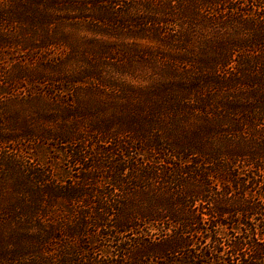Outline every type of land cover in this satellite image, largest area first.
<instances>
[{"label":"trees","instance_id":"trees-1","mask_svg":"<svg viewBox=\"0 0 264 264\" xmlns=\"http://www.w3.org/2000/svg\"><path fill=\"white\" fill-rule=\"evenodd\" d=\"M5 48L0 150L69 164L1 152L0 264H264V0H0Z\"/></svg>","mask_w":264,"mask_h":264},{"label":"rangeland","instance_id":"rangeland-1","mask_svg":"<svg viewBox=\"0 0 264 264\" xmlns=\"http://www.w3.org/2000/svg\"><path fill=\"white\" fill-rule=\"evenodd\" d=\"M59 31H60L59 33H60L61 39L63 40V43L67 39H71L72 41H75L76 43L84 44V43L88 42L89 38H91V36H92L91 31L80 30V29H78V26L74 25L73 23H64V24L60 25ZM69 42H71V41L69 40V41L65 42L63 45H59L57 48H51L50 47V48H48L49 51L47 50L46 52L40 51L37 55H35L34 59L38 60L37 58L40 59L43 55H46V57H47L46 59H50L53 56L54 57H60V56L62 57L68 51V43ZM92 44L94 45L95 43H92ZM99 46H101V43L99 44ZM129 48L131 49V47H129ZM4 51H5V54H3L1 56V57H3V59L0 57V59H1L0 65L1 66L8 62L10 69H15V68H17L16 65L19 63L22 65H25L28 63L25 61L26 58L30 57V55H28L27 52L20 51V50H17L15 48H8V49L5 48ZM19 60H23V61L18 62ZM26 60H28V59H26ZM75 60L76 59H73L70 62H75ZM12 61H17V62L13 63ZM140 63H142V67H144L146 64V62H140ZM21 92H23V91H20V93ZM20 93L17 95H20ZM85 100H86V102H91V100L88 97H86ZM3 105L4 104H2V106ZM7 111H8V109H6V112ZM180 115H181V104H180ZM1 121H3V120L1 119ZM6 123H8V122L6 121ZM0 127L8 128V125L0 126ZM5 134H7V132H5ZM35 140L34 139L28 140L27 145L29 147H32V149L24 151L23 153L12 150L11 148L13 147V145L10 144V145L6 146L5 148H3L2 150H0V154H1V152H4V153H6L5 155H9V156L10 155L13 156L14 154L15 155H21L20 160L22 159V163L29 165V164H32L33 162H36L35 160H33L31 158V155H33V153H31V152H36L37 159H39L40 161H43V165H45L46 168L50 169V171L52 170V172L56 173L60 170V168H67L69 162L63 158L60 159L61 155L58 152H56L55 150L51 149L50 151H45L44 147H42V148L40 147L39 149L35 150V147L37 148V143H38ZM49 143H53V142H49ZM38 145H42V141L39 142ZM39 155H41V156L38 157ZM70 172L74 174L73 169H70ZM20 178H21V175H20ZM9 184H11L12 188H10ZM9 193H12V194L9 195ZM18 193L19 192H18L15 184L12 183V181H11L10 175L6 174V172L4 170L0 169V199L3 198L4 203H7L8 199H13L14 197H16L15 195L19 196ZM7 197H8V199H7Z\"/></svg>","mask_w":264,"mask_h":264}]
</instances>
